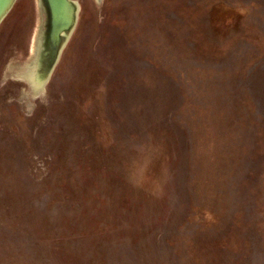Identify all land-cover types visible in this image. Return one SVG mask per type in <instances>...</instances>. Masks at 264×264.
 <instances>
[{"label": "rangeland", "instance_id": "374dc122", "mask_svg": "<svg viewBox=\"0 0 264 264\" xmlns=\"http://www.w3.org/2000/svg\"><path fill=\"white\" fill-rule=\"evenodd\" d=\"M75 1L36 98L0 23V264H264V0Z\"/></svg>", "mask_w": 264, "mask_h": 264}, {"label": "water", "instance_id": "95a60500", "mask_svg": "<svg viewBox=\"0 0 264 264\" xmlns=\"http://www.w3.org/2000/svg\"><path fill=\"white\" fill-rule=\"evenodd\" d=\"M17 0H0V23L10 13ZM41 27L31 56L24 64L13 68L15 79L28 85L27 95H42L61 54L71 40L79 14L75 0H37ZM12 69V71H13Z\"/></svg>", "mask_w": 264, "mask_h": 264}, {"label": "flooded vegetation", "instance_id": "af4514ba", "mask_svg": "<svg viewBox=\"0 0 264 264\" xmlns=\"http://www.w3.org/2000/svg\"><path fill=\"white\" fill-rule=\"evenodd\" d=\"M38 23H39V24L36 26L35 39H34L33 46L35 45V40L37 39V34H38L39 29H40V27H41L40 19H39ZM33 46H32V47H33ZM33 48H34V47H33ZM15 66L18 67V66H20V65H13V67H11V68L9 69L11 75H13V74L16 72L15 69H13V68H15ZM12 69H13V71H12ZM27 90H28V85L26 84L25 94L27 93ZM26 95H27V94H26ZM29 95H30V94H29Z\"/></svg>", "mask_w": 264, "mask_h": 264}, {"label": "trees", "instance_id": "16d2710c", "mask_svg": "<svg viewBox=\"0 0 264 264\" xmlns=\"http://www.w3.org/2000/svg\"><path fill=\"white\" fill-rule=\"evenodd\" d=\"M216 27V26H215ZM219 29H221V28H219V27H216L215 28V30H214V35L215 34H217V33H219ZM220 34V33H219ZM120 220V219H119ZM113 221V223H116L117 224V226L119 227L120 226V222H122V221H118V220H116V219H114V220H112ZM115 221V222H114ZM106 224H108V223H106ZM106 224H104V225H106ZM107 228H108V230H107ZM107 228H103L102 230L104 231V230H106L105 232H108V231H110L111 229H113L112 228V226H109V227H107ZM37 243V242H36ZM27 264V263H26Z\"/></svg>", "mask_w": 264, "mask_h": 264}]
</instances>
